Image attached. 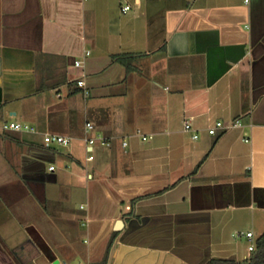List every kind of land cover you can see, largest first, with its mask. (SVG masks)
I'll list each match as a JSON object with an SVG mask.
<instances>
[{
    "label": "crops",
    "instance_id": "0c3cea01",
    "mask_svg": "<svg viewBox=\"0 0 264 264\" xmlns=\"http://www.w3.org/2000/svg\"><path fill=\"white\" fill-rule=\"evenodd\" d=\"M263 231L264 0H0V264H92L115 232L107 264L244 260Z\"/></svg>",
    "mask_w": 264,
    "mask_h": 264
},
{
    "label": "built area",
    "instance_id": "2783aa9c",
    "mask_svg": "<svg viewBox=\"0 0 264 264\" xmlns=\"http://www.w3.org/2000/svg\"><path fill=\"white\" fill-rule=\"evenodd\" d=\"M248 1V0H246ZM130 8V5H125L123 7V10L126 11ZM91 51L88 50L86 52V55H90ZM74 65L76 67H81L83 65V61L80 59H76L74 62ZM77 86L81 87L84 91V94L88 96L90 94V90L87 87V83L84 78H78L76 80ZM243 125V121L241 118H236L231 121H223V120H216L210 123L207 126V131L211 135H217L219 133H224L226 131L232 130L234 128L241 127ZM3 128L5 130H13V131H34L35 129L27 122L23 121H7L4 123ZM95 125L92 122H87L85 125V139L90 145L96 144L98 141L101 143H106L107 139L101 135L95 133ZM184 129L188 132L192 133V137L194 139H197L200 136V131L198 128L194 127L192 121L190 119H186L184 121ZM144 139L146 136L143 137ZM246 141H249L248 137H245ZM44 144L46 147H50L55 143L62 144V145H68L71 141L69 137L57 134V133H45L43 138ZM126 144V142H124ZM55 165H50L49 170L54 171ZM248 237H252L254 234L252 231H248L246 233ZM255 243L251 244L249 246L250 250L255 249ZM59 264H66L65 262H61ZM79 264H85L84 262H79Z\"/></svg>",
    "mask_w": 264,
    "mask_h": 264
},
{
    "label": "trees",
    "instance_id": "16d2710c",
    "mask_svg": "<svg viewBox=\"0 0 264 264\" xmlns=\"http://www.w3.org/2000/svg\"><path fill=\"white\" fill-rule=\"evenodd\" d=\"M125 54L121 56H116L115 59L125 60ZM124 59V60H123ZM116 232L112 236L104 258L99 262H94L92 264H107L109 261V254L115 238ZM255 249L253 250L252 255L244 260H235V259H217L214 258L211 260L210 264H264V231L258 236L255 242Z\"/></svg>",
    "mask_w": 264,
    "mask_h": 264
},
{
    "label": "rangeland",
    "instance_id": "374dc122",
    "mask_svg": "<svg viewBox=\"0 0 264 264\" xmlns=\"http://www.w3.org/2000/svg\"><path fill=\"white\" fill-rule=\"evenodd\" d=\"M131 1V0H130ZM51 189H53V187L50 185L49 186V189H48V191L49 190H51ZM246 230V229H245ZM256 230V229H255ZM258 230V232H260L259 230L260 229H257ZM79 260H84V261H86V258H84L82 255H76V256H74V257H71L70 259H68L66 262V264H78V262H79Z\"/></svg>",
    "mask_w": 264,
    "mask_h": 264
},
{
    "label": "water",
    "instance_id": "95a60500",
    "mask_svg": "<svg viewBox=\"0 0 264 264\" xmlns=\"http://www.w3.org/2000/svg\"><path fill=\"white\" fill-rule=\"evenodd\" d=\"M122 226H123V221L122 220H118L116 225H115V230H120L122 228Z\"/></svg>",
    "mask_w": 264,
    "mask_h": 264
}]
</instances>
